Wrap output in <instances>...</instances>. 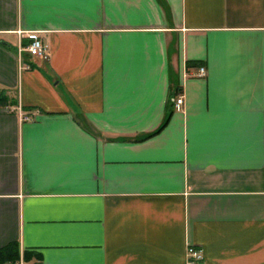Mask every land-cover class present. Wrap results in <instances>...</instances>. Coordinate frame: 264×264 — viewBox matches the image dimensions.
Returning a JSON list of instances; mask_svg holds the SVG:
<instances>
[{
    "label": "crops",
    "instance_id": "1",
    "mask_svg": "<svg viewBox=\"0 0 264 264\" xmlns=\"http://www.w3.org/2000/svg\"><path fill=\"white\" fill-rule=\"evenodd\" d=\"M188 244L264 264V0H0V264Z\"/></svg>",
    "mask_w": 264,
    "mask_h": 264
},
{
    "label": "built area",
    "instance_id": "2",
    "mask_svg": "<svg viewBox=\"0 0 264 264\" xmlns=\"http://www.w3.org/2000/svg\"><path fill=\"white\" fill-rule=\"evenodd\" d=\"M27 37L30 40V44L26 47V51L32 55V56H43L44 58H48V55L46 54V47L40 38L39 34L37 32H28ZM24 69H30L31 66L24 65ZM199 76H205L206 75V69L204 67H200L199 70ZM176 108L181 109L184 105V96L183 94H179L177 96L176 102H175ZM6 112H13L14 109L11 107L5 108ZM22 114V113H21ZM24 119H29L28 116L24 115ZM203 250L201 247L188 244L187 250H186V261L187 264H204L203 263Z\"/></svg>",
    "mask_w": 264,
    "mask_h": 264
},
{
    "label": "trees",
    "instance_id": "3",
    "mask_svg": "<svg viewBox=\"0 0 264 264\" xmlns=\"http://www.w3.org/2000/svg\"><path fill=\"white\" fill-rule=\"evenodd\" d=\"M167 120L164 122V124L161 126V128H163L166 125ZM13 248H14V246L0 250V260H2V259L12 260V259L16 258V252H14Z\"/></svg>",
    "mask_w": 264,
    "mask_h": 264
}]
</instances>
